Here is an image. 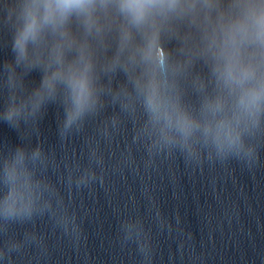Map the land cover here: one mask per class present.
Listing matches in <instances>:
<instances>
[{"label": "water", "instance_id": "water-1", "mask_svg": "<svg viewBox=\"0 0 264 264\" xmlns=\"http://www.w3.org/2000/svg\"><path fill=\"white\" fill-rule=\"evenodd\" d=\"M0 264H264V0H0Z\"/></svg>", "mask_w": 264, "mask_h": 264}, {"label": "clouds", "instance_id": "clouds-1", "mask_svg": "<svg viewBox=\"0 0 264 264\" xmlns=\"http://www.w3.org/2000/svg\"><path fill=\"white\" fill-rule=\"evenodd\" d=\"M84 0H58V5L62 8H70L73 6H79Z\"/></svg>", "mask_w": 264, "mask_h": 264}]
</instances>
